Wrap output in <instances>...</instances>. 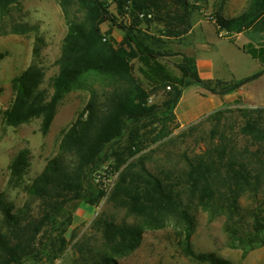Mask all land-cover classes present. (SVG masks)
<instances>
[{"label": "trees", "instance_id": "16d2710c", "mask_svg": "<svg viewBox=\"0 0 264 264\" xmlns=\"http://www.w3.org/2000/svg\"><path fill=\"white\" fill-rule=\"evenodd\" d=\"M18 1L0 0V8L5 9ZM112 1L117 5L118 14L124 17L123 21L110 12L109 3L104 0H59L63 9L79 3L87 16L83 23H69L52 92L40 90L45 71L40 64L38 44L31 64L12 79L15 97L2 113L3 125L19 126L34 117H42L43 134L49 132L61 99L80 78L93 73L110 78L115 85L102 108L96 105L94 98L90 100L85 111L65 132L67 141L61 144L59 154L32 184L23 186L40 200L39 216H28L23 209L14 212L0 196L6 224V229L0 230V250L5 256L3 264H55L67 250L66 233L73 224L76 208L83 202L98 205L105 196V191L95 182V175L103 170L111 173L121 169L112 198L142 217V223L106 225L109 250L104 254L102 264H119L117 258L130 255L140 245L147 230L163 227L171 212L183 222L181 245L185 255L198 263L233 264L227 258L197 253L193 249L194 221L184 194L189 189L204 203L216 192L228 193L224 196L225 201L232 200L235 206L244 187H257L264 178V154L256 155L261 166H254L246 156L240 164L232 160L223 164L227 145L222 142L221 148L215 149L221 153L222 156L218 155L221 160L209 162L199 156L198 161H190V169L181 175V178L187 177L186 184L177 189L168 183V177L162 178L147 168L141 152L149 143H155L165 135L169 120L176 118L174 108L184 88L198 84L213 93L226 94L241 87L248 78L232 82L204 80L199 75L196 59L184 53L176 69L173 68L163 60L165 54L140 35L141 30L134 22L125 21L127 17L133 19L135 14L139 16V12H150L148 8H158L163 0ZM198 1L176 0L184 9L177 16L181 24L189 25V16L198 9ZM165 17L168 27L176 18L170 11ZM214 17L217 24L227 30L242 31L254 27L264 31V0H251L239 16L226 19L217 13ZM106 21L125 32L121 42L110 36V32L101 31L100 25ZM135 60L141 76L136 75ZM263 73L264 68L250 78ZM160 87L169 89L164 103L168 111L165 118L160 116L159 105L149 103L151 93ZM244 107L241 111L244 113V135L264 146V108ZM217 113L222 114L223 110L214 112ZM157 123L163 127L161 134L150 138L149 134L154 132L150 127ZM212 154L209 151L207 155ZM29 167V150L24 148L11 160L10 181L21 185ZM254 179L256 183H253ZM263 207L254 212L253 224L261 243H264Z\"/></svg>", "mask_w": 264, "mask_h": 264}, {"label": "rangeland", "instance_id": "374dc122", "mask_svg": "<svg viewBox=\"0 0 264 264\" xmlns=\"http://www.w3.org/2000/svg\"><path fill=\"white\" fill-rule=\"evenodd\" d=\"M104 1L109 3L110 12L123 21L116 3ZM246 2L248 4L250 0H199V7L194 12L211 18L225 3L229 11L231 5ZM147 10L153 14L151 19H141L135 14L133 19L127 17L125 21L134 22L141 30L140 35L163 52V60L176 69L183 54L180 51V36L189 29V25H183L177 19L184 9L176 0H163L158 8ZM169 11L176 18L168 27L165 16ZM236 15L227 13V17ZM86 16L87 11L79 3L63 9L59 0H19L5 9L0 8V196L5 204L13 207L14 212L23 209L28 216L40 215V200L31 196L23 186L32 184L59 154L61 144L67 141L65 132L85 111L90 100L94 98L96 105L101 107L113 91L115 84L110 78L87 74L61 99L47 134L41 131L42 117H34L19 126H5L2 123V113L15 97L12 79L31 64L36 45L40 46V64L45 71L40 90L49 93L53 90V79L60 70L58 60L69 32V23H83ZM191 16L192 13L189 18ZM100 28L103 33L110 32L117 42L124 39L125 32L110 21L102 23ZM134 65L136 75L141 76L136 60ZM168 90L157 88L149 98L150 104L161 107V118H165L168 112L164 105ZM245 108L225 107L220 109L223 110L222 114H209L187 126H180L176 118L170 119L167 133H163L165 135L157 142L149 143L141 152L147 168L162 178L168 177V183L181 189L187 181V177L181 178V175L190 169V161H198L199 156L209 162L221 160L218 156H222L221 153L215 149L221 148L222 142L227 145L222 157L223 164L230 160L240 164L246 156L254 166H261L256 155L264 154V146L242 131L244 113L241 111ZM162 128L158 123L150 127V130H154L149 134L150 138H157ZM24 148L29 150L30 167L20 185L10 181L9 165ZM209 151L213 153L210 157L207 155ZM135 158L137 156L131 160ZM121 170L110 193L98 205H94L92 218L75 228H69L66 233L67 250L55 264H102L103 256L109 250L106 225L135 226L142 223V217L112 198ZM222 171L224 173V168ZM253 183H256L255 179ZM227 195L216 192L211 199L202 203L199 195L193 196L189 189L184 194L185 201L190 203L189 212L194 221L191 236L193 249L197 253L227 258L233 264H264V243H261L253 227L254 212L264 206V178L257 183V187H244L238 194L235 206L232 200L225 201ZM183 228L182 220L174 212L169 213L163 227L147 230L140 245L130 255L117 258L119 264H204L183 253ZM5 229L4 211L0 206V230ZM4 257L0 250V264H3Z\"/></svg>", "mask_w": 264, "mask_h": 264}, {"label": "crops", "instance_id": "0c3cea01", "mask_svg": "<svg viewBox=\"0 0 264 264\" xmlns=\"http://www.w3.org/2000/svg\"><path fill=\"white\" fill-rule=\"evenodd\" d=\"M225 4L218 14L226 19L232 18L227 17V13L239 16L248 6L247 2L235 4L228 11ZM180 37V51L196 59L202 79L232 82L248 78L241 87L226 94L213 93L198 84L184 88L174 108L180 126L190 125L225 107L264 108V73L250 78L264 68V31L254 27L242 31L227 30L217 24L214 16L204 18L193 12L187 33ZM94 211V205L81 203L74 212L72 227L91 219Z\"/></svg>", "mask_w": 264, "mask_h": 264}, {"label": "built area", "instance_id": "2783aa9c", "mask_svg": "<svg viewBox=\"0 0 264 264\" xmlns=\"http://www.w3.org/2000/svg\"><path fill=\"white\" fill-rule=\"evenodd\" d=\"M139 17L143 19H151L153 14L151 12H139ZM168 88H170V86H168ZM118 174V171L108 173L106 170H103L95 175L96 184L105 191L104 197L110 193L114 185L115 178L118 176Z\"/></svg>", "mask_w": 264, "mask_h": 264}]
</instances>
